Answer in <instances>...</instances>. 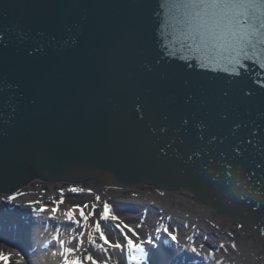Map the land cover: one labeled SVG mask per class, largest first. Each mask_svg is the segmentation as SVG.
Returning <instances> with one entry per match:
<instances>
[{"label":"water","instance_id":"obj_1","mask_svg":"<svg viewBox=\"0 0 264 264\" xmlns=\"http://www.w3.org/2000/svg\"><path fill=\"white\" fill-rule=\"evenodd\" d=\"M159 3L0 0V194L33 178L188 190L264 253V56L239 76L187 67ZM30 213L0 203V219ZM163 220L161 246L204 258Z\"/></svg>","mask_w":264,"mask_h":264},{"label":"bare ground","instance_id":"obj_2","mask_svg":"<svg viewBox=\"0 0 264 264\" xmlns=\"http://www.w3.org/2000/svg\"><path fill=\"white\" fill-rule=\"evenodd\" d=\"M41 182H35L31 183V189L36 190L40 192L41 189ZM48 191V195H51L54 191L51 189L53 188V184L50 183ZM71 185L77 187L78 192L76 195L69 196V191L67 193L64 192V195H66V198L64 200L63 204L58 205L60 211L62 209H65L67 212H72L71 203H76V199L78 198V195H82V197H86L87 199H91L95 201V197L98 195L99 197H110L113 201H117V199L125 198L127 200L139 202L142 206H144L147 211L146 215L144 217L143 222L141 224H138L139 222V214H130V213H124L121 214V220L124 223L125 229H130L131 225L126 224L125 219L128 221L134 222V226L140 225L141 228H139V232L141 234V239H143L147 234H152V228L154 227V221L157 219V214L154 211H150L149 207L151 205H156L157 209L160 210L159 212L162 213V217L167 216V222L172 224H175L178 226V232H179V238L178 241L180 243L188 245H192L195 247L196 251L199 252V254L203 255L206 258L211 259V263L213 264H264V256L259 252V250L256 248L255 242L249 237L248 239H242V237L237 238L241 239L239 240L235 246V248L231 245V241L235 237V229L231 228L229 226V223H227V226H223L222 224L225 223L223 220L224 217L221 215H218L216 212H214L213 209L209 208L205 204L201 203L197 198H195L193 195H191L189 192H173L169 190H165L162 192V194H155L153 190L147 186H142L138 188L133 189H114L111 187H108L106 182L101 179H89L86 181H77V183L72 182ZM117 190V191H114ZM87 191V193H86ZM38 192V193H39ZM41 193V192H40ZM48 195H43L44 199ZM121 197V198H118ZM38 198V194L36 193H23L17 196L15 200H18L19 202H22V204H25V202L29 203L28 201L32 202L33 200H36ZM41 199V198H38ZM43 201V200H41ZM68 205V206H67ZM73 206V204H72ZM53 206H48L43 209L41 216H38V218L42 219L41 226H36L32 228L33 235L36 236V238H40L41 240L49 239L52 237L54 231V226L60 224L62 227L67 226L66 221L64 217L65 214L62 213H55L56 215H50L52 213ZM215 213L216 215H212ZM78 217V216H77ZM95 217V216H94ZM93 218V217H92ZM48 220V221H46ZM68 220V219H67ZM87 222H85V225L91 224L93 221L91 219H87ZM127 225V228L125 227ZM18 226V224H17ZM71 226V224L69 225ZM20 227V226H19ZM14 229V228H13ZM245 229L248 231V229L245 227ZM30 229L26 226H22L19 230L17 227L14 229V232L23 239L22 235H25L23 233H26V231H29ZM192 233L193 241L188 242L185 240V235ZM58 234V241H63L65 248L62 250L58 249L56 250H50L52 251V254H49L47 252L46 257H44L43 261L35 262V264H64L65 257L70 261L71 259L77 258L78 256H83L84 251L87 249V241L84 238H78L74 232H68V230H62L60 229ZM248 235V233H247ZM109 237H112V235L108 234ZM35 238V237H34ZM35 238V239H36ZM121 237L116 239V243L121 244L122 247H125L129 250V252L132 253V256H134L139 264H141L140 259H138V254L136 252V248L133 246H129L126 240H120ZM34 242V241H33ZM100 242V241H99ZM242 245L239 246L238 243ZM133 244H136L133 242ZM221 244V245H219ZM79 246V250L73 254H67L65 249L68 248H75ZM218 246L217 249H215ZM104 246V245H103ZM238 246V249H237ZM213 247V252L209 255V248ZM8 249L10 252H4L0 250V254H3L5 256H8L9 264H22L14 261V256H12V253L15 254V257H17V260H23L26 261V258L20 253L18 249L15 247L9 246ZM85 249V250H84ZM156 251V250H155ZM64 252V253H63ZM253 258V256H256L255 260L257 259V262H252L250 259V255ZM44 255V253H43ZM165 254L164 257L161 256L160 263L159 264H171V261L169 259V255ZM98 260L101 261V264H103L104 261L107 262V264H121L120 261L115 259L116 256H106L101 255L100 253L94 255ZM20 258V259H19ZM172 260H175L174 257H171ZM116 260V261H115ZM118 261V262H117ZM61 262V263H59ZM2 264V262H0ZM144 264V263H143Z\"/></svg>","mask_w":264,"mask_h":264},{"label":"snow or ice","instance_id":"obj_3","mask_svg":"<svg viewBox=\"0 0 264 264\" xmlns=\"http://www.w3.org/2000/svg\"><path fill=\"white\" fill-rule=\"evenodd\" d=\"M159 7L163 12L162 27L168 29V36L172 37V42H178L179 50L192 54L191 58L196 61L195 64L187 63L186 66L189 68L199 66L205 69L206 63L226 60L231 68L226 67L223 71L239 76L241 73L237 69H246L248 63H257L260 57L264 56V0H160ZM164 47L167 49L168 45L165 44ZM180 59L188 58L181 56ZM258 67L264 68V63H259ZM95 199L99 201L100 197L97 196ZM59 203L63 204L64 201L60 200ZM73 207L85 220L96 214L92 211L85 213L89 208L88 204ZM52 211L55 212L57 209L53 208ZM71 215L69 212V216ZM109 215L110 208L105 203L102 213L99 214V221L95 222V228L99 233V240L104 245L120 248L121 244L112 245L101 230L100 221ZM111 219L118 220V217L112 215ZM125 227L127 228V225ZM128 231L131 232L132 229ZM172 239L175 240L176 237L173 236ZM127 243L129 246L139 248V245L133 244L132 239H127ZM78 250L77 245L75 248L65 249V252L73 254ZM9 259L8 256L0 254L2 264H9ZM64 264H101V261L94 255H83L70 261L65 257ZM103 264L107 262L104 261Z\"/></svg>","mask_w":264,"mask_h":264},{"label":"rangeland","instance_id":"obj_4","mask_svg":"<svg viewBox=\"0 0 264 264\" xmlns=\"http://www.w3.org/2000/svg\"><path fill=\"white\" fill-rule=\"evenodd\" d=\"M62 184V183H61ZM48 186V184L47 183H43V185L42 186H44L43 187V189L42 190H45V187H47ZM62 186V185H61ZM109 187V186H108ZM47 190V189H46ZM153 190V189H152ZM114 191H117V190H114ZM153 192L155 193V194H159V192H157V191H155V190H153ZM98 196V195H97ZM96 196V197H97ZM106 198H108V197H106ZM76 199V203L74 204V203H71L70 205H71V207H73L72 206V204L73 205H82L83 203H90V204H94V205H96L99 209H102L103 210V207H102V205L105 203V197H101L100 196V200L99 201H97L95 198V201H93V200H90V199H87V198H82V197H78V198H75ZM121 201H119V203H120ZM135 205H137V203H135L131 208H135ZM68 206V205H67ZM128 207H130V206H128V202L127 203H125L124 205H121V204H117L116 205V209H118L119 210V212L121 211V210H123V209H126V208H128ZM88 211H92V212H94V213H96V210L95 209H91L90 207L88 208V209H86L85 210V213L87 214V212ZM121 213H130V214H136V212H132V211H121ZM96 215V214H95ZM95 215H93V216H91V217H89L88 218V220L89 219H91V220H95V219H97L96 218V216ZM112 215H115V216H119V215H117V214H115V213H112ZM111 214H110V216H109V218L111 219V216H112ZM212 215H216L215 213H213ZM95 216V217H94ZM93 217V218H92ZM78 219V218H77ZM224 220V222L225 223H223L222 225L223 226H227V223H229V226L231 227V228H233V229H235L234 231H235V237L233 238V240L231 241L232 242V246L235 248V246L237 245L236 243L239 241V240H241V239H238L237 240V238H241L242 237V239H248L249 237H250V235H249V233H248V231L244 228V227H242L241 225H239V224H237V223H234L233 221H230V220H228V219H226L225 217L223 218ZM112 220V219H111ZM82 222H87L84 218H83V220H81ZM98 221H99V218H98ZM114 223H117V225L119 226V228L121 227L120 226V224L118 223V221L117 220H112ZM82 222H80V224L82 223ZM129 222V224H134V222H131V221H128ZM100 223L102 224V229L101 230H103V231H105L104 230V228H105V226H106V224L107 223H105V222H103V221H100ZM138 224H141V222H137ZM108 226H109V224H108ZM70 228H72V227H70ZM137 228H141V226L140 225H138L137 226ZM80 229H82V227L80 228ZM121 229V228H120ZM74 231H76V230H74ZM107 233H109L108 231H106ZM105 232V233H106ZM247 233H248V235H247ZM110 234V233H109ZM123 235H126L125 233H124V231H123ZM251 238V237H250ZM239 244V246L240 245H242L241 244V242L240 243H238ZM8 247H9V245H8V243H5L4 241H0V250L1 251H4V252H9L8 251ZM237 249H238V246H237ZM250 255V254H249ZM13 256V255H12ZM255 258H257L256 256H253V258L251 257V255H250V259H251V261L252 262H257V259L255 260ZM14 259H15V254H14Z\"/></svg>","mask_w":264,"mask_h":264}]
</instances>
